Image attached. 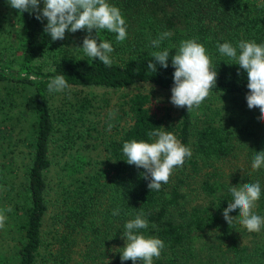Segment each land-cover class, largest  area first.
I'll use <instances>...</instances> for the list:
<instances>
[{"label": "trees", "instance_id": "trees-1", "mask_svg": "<svg viewBox=\"0 0 264 264\" xmlns=\"http://www.w3.org/2000/svg\"><path fill=\"white\" fill-rule=\"evenodd\" d=\"M106 2L120 10L127 29L123 42L107 30L98 32L97 42L114 48L111 67L76 48L86 31L53 41L44 32L46 18L39 21L0 0V210L13 209L0 230V264H133L121 261L122 236L124 225L140 213L149 224L140 234L165 244L153 264H208L210 255L211 264H264V227L249 233L239 223L238 209L229 213L237 217L231 225L222 215L233 201L230 186L259 182L261 197L253 211L264 217V166L258 177L243 182L225 180L221 172L220 162L233 148L227 134L208 126L197 132L193 148L191 111L182 108L181 119L166 121L151 108L150 96L139 93L128 109L117 112L124 123L111 141L93 137L89 128L78 130L92 114L90 100L80 102L79 92L57 107L64 91L78 87L154 85L171 91V58L191 39L205 47L217 72L211 92L246 97V73L221 55L218 45L264 44V0ZM165 31L171 37L151 47ZM164 49L168 68L150 71L151 53ZM61 74L70 89L49 93L48 83ZM33 75L36 79H29ZM154 127L171 132L192 155L167 184L150 192L146 170L128 165L122 149L132 140L155 142L147 136Z\"/></svg>", "mask_w": 264, "mask_h": 264}, {"label": "clouds", "instance_id": "clouds-1", "mask_svg": "<svg viewBox=\"0 0 264 264\" xmlns=\"http://www.w3.org/2000/svg\"><path fill=\"white\" fill-rule=\"evenodd\" d=\"M40 2L41 0H7L9 6L19 13L35 14L39 21L46 18L44 32L50 35L53 41L63 40L66 32L86 31L88 35L83 39L82 47L76 48L94 60L98 58L105 66H112L113 59L110 55L114 51L112 44L100 40L98 43L97 40L100 30L116 34L117 42H123L127 38L126 21L117 7L111 6L106 0H43L44 6L41 10ZM93 30L96 32L95 37L92 35ZM171 35L170 31L160 33L157 39L151 41V47L159 48ZM237 47L226 42L219 44L218 50L221 55L237 61L239 69L246 73L249 89L246 96L247 106L249 109L258 108L259 119L264 122V44L258 45L254 41L241 40ZM151 55L155 63L148 64L150 71L155 73L157 65L164 69L168 68L170 60L168 49L153 51ZM171 64L175 71L170 102L177 108H186L187 112L198 109L216 87L217 81V72L213 70L212 61L206 54L205 47L194 39L182 41L177 53L171 58ZM29 79L35 80L36 76H30ZM47 89L49 93L62 92L70 89V85L61 74L50 80ZM160 129L164 128H155L147 132L149 138H156L155 142L132 140L125 142L122 149L128 165L146 170L143 176L145 179L150 178L147 185L150 192L159 191L162 184H167L174 169L182 167L185 159L192 155L191 149L182 145L171 132ZM262 166L264 151L255 152L251 167L255 171ZM230 192L233 201L223 210L224 220L231 225L237 217H232L229 213L238 209L239 223L249 233H258L264 227V217L255 214L253 209L261 197L260 183L230 186ZM12 210L11 207L0 210V230L6 226V213ZM118 214L119 209L112 213L114 216ZM148 227V221L143 213L124 225L122 238L125 240V246L122 248L121 261L153 264L154 258L159 259L165 247L164 241L140 234L139 230Z\"/></svg>", "mask_w": 264, "mask_h": 264}, {"label": "rangeland", "instance_id": "rangeland-1", "mask_svg": "<svg viewBox=\"0 0 264 264\" xmlns=\"http://www.w3.org/2000/svg\"><path fill=\"white\" fill-rule=\"evenodd\" d=\"M43 6V0H41V10ZM65 92L60 96L61 100H58L57 107L73 100V94L79 92L80 102L83 99L90 100L89 109L92 114H88L86 119H82L85 122L80 124L78 130L83 131L89 128V133L93 137L107 139V141L119 137V131L124 122L117 121V112L120 109H128L129 100L138 93L149 95L151 108L166 121L171 122L174 118L177 122L181 119L182 108H177L170 102L171 91L154 85H137L122 90L78 87L70 89L68 94ZM67 95L69 96L68 101L64 100ZM191 113L193 115V148L199 142L196 136L197 132L208 126L216 128L230 137L232 153L220 162V169L225 180L243 182L244 179L251 180L259 176L263 166L255 171L251 167L255 152L264 151V122L259 119L258 108L249 109L246 97L243 95L211 92L200 107L191 110ZM109 125H111L110 129ZM213 260L214 258L210 255L206 261L211 264Z\"/></svg>", "mask_w": 264, "mask_h": 264}]
</instances>
